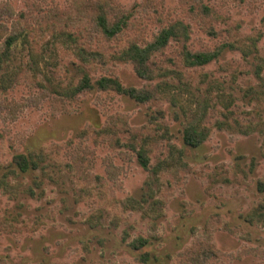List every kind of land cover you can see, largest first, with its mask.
Returning <instances> with one entry per match:
<instances>
[{
  "label": "rangeland",
  "instance_id": "obj_1",
  "mask_svg": "<svg viewBox=\"0 0 264 264\" xmlns=\"http://www.w3.org/2000/svg\"><path fill=\"white\" fill-rule=\"evenodd\" d=\"M81 1L0 0L8 32L24 28L0 45V264H180L208 227L206 264H264V0H101L128 17L113 39L93 21L40 31ZM177 23L191 51L218 56L193 66L171 41L139 75L130 44ZM86 75L93 89L77 93ZM107 78L153 95L100 90ZM120 117L134 134L116 147ZM191 126L210 131L198 148ZM29 152L39 167L25 173L14 157Z\"/></svg>",
  "mask_w": 264,
  "mask_h": 264
},
{
  "label": "trees",
  "instance_id": "obj_2",
  "mask_svg": "<svg viewBox=\"0 0 264 264\" xmlns=\"http://www.w3.org/2000/svg\"><path fill=\"white\" fill-rule=\"evenodd\" d=\"M203 10L208 11L204 7ZM50 12L51 14L44 18L46 23L39 28L41 32H44L47 29H52L54 32L62 31L60 34L71 37L72 28L78 27L75 22L83 24L87 21H93L96 30L100 34L106 38L113 39L127 26L128 17L126 18V13L117 10L109 5V3L101 0L78 2L77 4L71 5L70 10L62 11V14H59L55 9H52ZM2 14L0 13V45L3 46L6 51H10L18 42L19 38L24 35L22 31L24 28L22 25H19L15 26L12 32H8L6 24H2L1 22V17H3ZM20 18L25 19L26 17L20 16ZM63 22L65 23L63 25L64 28L60 29V23ZM177 26L179 28L184 27L180 23H177L176 26L164 27V29H162L151 42H148L143 46L137 42H132V44H130L126 56H128L129 60L135 65L139 75L147 76L150 73L149 65L152 63L153 54L168 46L171 41H176L181 46V52L186 53L187 59L190 60V64L193 66L206 65L218 56L219 52H205V54H198L197 52L191 51L187 46L188 41L190 40V29L184 27L182 29L183 32H181L177 29ZM99 85H101L100 90H113L119 94H129L130 97L137 101H147L153 95V92L149 88L143 90V92H139L134 88H125L116 78L104 79L99 82ZM92 89L93 86L91 79L86 75L79 81L76 87V92L81 93ZM107 128V130H109V126ZM110 128L112 129V135L115 141L114 146H125L121 144L120 136H126L127 134L130 135L129 143L131 144V134H134V131L129 126L127 118L120 117L111 120ZM209 132L208 128L191 126L185 131V143L192 148H198L207 140ZM126 147L131 150V145ZM139 148V150L134 148L138 159L143 168L149 169L150 158L148 156V151L143 145ZM38 156L39 155L34 152H29L27 155L19 154L14 157V164L25 173L30 170H37L39 167V161L37 160ZM262 184H264V182ZM257 219L263 221L261 216ZM252 220L253 217H251V221ZM214 230H212V227H208L206 234L203 237H197L194 245L187 251L185 257L180 261V264H206L209 259L217 256L219 253L215 248V240L213 237ZM149 244L150 241L147 239H138L134 243L133 248L136 250H142L148 247ZM147 256L146 253L143 258H147Z\"/></svg>",
  "mask_w": 264,
  "mask_h": 264
}]
</instances>
